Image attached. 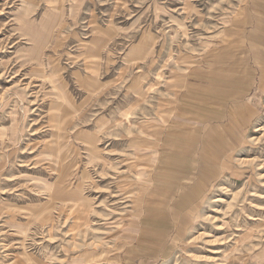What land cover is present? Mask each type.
Returning <instances> with one entry per match:
<instances>
[{"label": "rangeland", "instance_id": "rangeland-1", "mask_svg": "<svg viewBox=\"0 0 264 264\" xmlns=\"http://www.w3.org/2000/svg\"><path fill=\"white\" fill-rule=\"evenodd\" d=\"M0 264H264V0H0Z\"/></svg>", "mask_w": 264, "mask_h": 264}, {"label": "bare ground", "instance_id": "bare-ground-1", "mask_svg": "<svg viewBox=\"0 0 264 264\" xmlns=\"http://www.w3.org/2000/svg\"><path fill=\"white\" fill-rule=\"evenodd\" d=\"M23 22H24L25 24H27V25H28V23H30V21H29V20H24ZM94 56H96V55H94ZM90 145H92V146H93L94 144H93V143H90Z\"/></svg>", "mask_w": 264, "mask_h": 264}]
</instances>
